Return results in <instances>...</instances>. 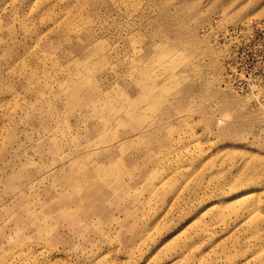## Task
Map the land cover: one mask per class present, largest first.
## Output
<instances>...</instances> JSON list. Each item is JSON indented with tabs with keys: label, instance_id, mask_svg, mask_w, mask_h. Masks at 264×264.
Wrapping results in <instances>:
<instances>
[{
	"label": "rangeland",
	"instance_id": "374dc122",
	"mask_svg": "<svg viewBox=\"0 0 264 264\" xmlns=\"http://www.w3.org/2000/svg\"><path fill=\"white\" fill-rule=\"evenodd\" d=\"M0 264H264V0H0Z\"/></svg>",
	"mask_w": 264,
	"mask_h": 264
}]
</instances>
